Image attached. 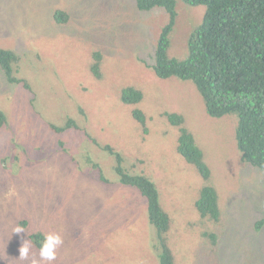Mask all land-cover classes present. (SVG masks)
<instances>
[{
  "label": "rangeland",
  "instance_id": "1",
  "mask_svg": "<svg viewBox=\"0 0 264 264\" xmlns=\"http://www.w3.org/2000/svg\"><path fill=\"white\" fill-rule=\"evenodd\" d=\"M62 5L74 11L75 28L55 23L53 9ZM0 12V48L19 50L16 74L30 83V89L10 83L0 70V112L6 116L0 129V264H48L32 243L28 258H19L28 231L13 229L31 210L34 216L24 217L36 219L34 226L45 235L57 233L63 240L56 264H159L145 200L111 178L114 158L101 150L104 145L121 154L131 172L142 170L159 186L174 221L169 235L177 264H264V226L255 227L264 218V172L241 159L237 117L209 116L193 82L164 80L153 70L161 32L172 18L168 10L141 11L137 0H4ZM176 12L170 54L184 59L206 8L178 0ZM95 51L104 56L102 79L91 71ZM127 86L144 91L139 108L146 128L122 101ZM169 113L186 117L204 151L221 223L206 226L197 215L204 181L189 164L197 179L181 173L179 133ZM69 115L102 144L76 167L54 157L52 148L58 139L50 124ZM69 139L78 142L70 156L89 148L85 136ZM190 224H198L195 237ZM203 229L217 236V244L202 237Z\"/></svg>",
  "mask_w": 264,
  "mask_h": 264
},
{
  "label": "trees",
  "instance_id": "2",
  "mask_svg": "<svg viewBox=\"0 0 264 264\" xmlns=\"http://www.w3.org/2000/svg\"><path fill=\"white\" fill-rule=\"evenodd\" d=\"M177 1L137 0V6L141 11L165 8L172 15L170 23L161 32L153 70L164 80L177 78L193 82L204 100L209 116L222 118L235 115L238 121L236 139L242 161L264 172V0H182L189 7L206 8L203 22L189 38L187 56L184 59L170 54L172 45L170 35L177 17ZM3 5L4 0H0V6ZM52 15L58 26L65 29L75 28L74 11L62 5L55 7ZM92 55L95 64L91 66V71L96 78L102 79L103 53L95 51ZM21 60L19 50L13 46L10 45L6 51L0 48V70L10 83L23 82L29 89L30 83L18 79L16 75L18 70L13 69V65ZM143 99L144 91L141 89L134 86L122 89L123 103L132 108L136 122L146 128L145 114L139 108ZM3 114L0 112V129L6 123V116ZM80 114H84L83 108H80ZM167 118L179 133L177 151L184 164L181 173L193 180L197 179L187 167L189 164L204 181V187L200 186L202 189L196 202L199 219L206 226L221 223L222 211L218 192L212 183V171L205 161L204 151L198 145L191 128L187 126L185 116L169 113ZM50 127L58 139L52 146L54 157L58 156L68 167L80 165L84 157L87 160L91 150L100 151L97 148L102 144L88 132L86 125L80 127L73 115L64 118L60 123L50 124ZM70 135L88 138L89 148L83 149L80 155L70 156L67 152L72 151L78 144L76 141H70ZM102 148L101 150L114 158L112 162L114 174L111 178L123 186L132 187L145 200L148 221L156 231L155 247L159 264H177L169 235L174 221L162 204L159 186L142 170L138 174L131 172L125 166L122 155L116 153L111 145H104ZM136 160L141 162L137 157ZM23 164L21 161V169ZM91 166L100 169L97 164ZM87 170L90 172V168ZM17 175L20 177L21 173ZM60 203H65V200L61 199ZM34 214L33 210L24 213L19 223L25 232L28 231L27 238L33 244L35 253L39 255L45 234L34 226L37 225L36 219L27 218L33 217ZM190 226L191 234L195 237L197 234H193L192 230L196 229L198 224ZM263 226L264 218L255 224L258 231ZM74 234L79 236L81 233L75 231ZM201 235L211 238L214 242L217 239L214 233L205 229L201 231ZM58 261L59 258L53 263L56 264Z\"/></svg>",
  "mask_w": 264,
  "mask_h": 264
},
{
  "label": "clouds",
  "instance_id": "3",
  "mask_svg": "<svg viewBox=\"0 0 264 264\" xmlns=\"http://www.w3.org/2000/svg\"><path fill=\"white\" fill-rule=\"evenodd\" d=\"M0 16L4 17V12H0ZM4 49H3V51L8 50L6 48H4ZM18 64L19 63L14 64L13 65V69H16ZM18 79H20V78L18 77ZM20 84H22L24 86L23 82H21ZM29 89H30V87H29ZM89 173H90L91 176H93L92 175V170H90ZM101 177L102 176L99 174L98 178H99V180L102 181ZM13 232L17 233V234L24 233L25 229L22 226L17 225L13 229ZM62 243H63V240H62V238H61V236L59 234L52 233V232L46 234L44 236L43 241L41 242L40 249H39L40 259L43 260V261L48 262V264H51V262L56 260V250L62 245ZM30 249H31V241H29L28 239L24 240L22 242V246L19 248V258L20 259H27L28 255H29V252H30ZM34 264H35V262H34Z\"/></svg>",
  "mask_w": 264,
  "mask_h": 264
}]
</instances>
